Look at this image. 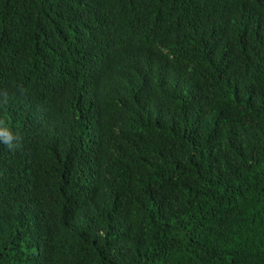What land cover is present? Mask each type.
<instances>
[{"label": "trees", "instance_id": "16d2710c", "mask_svg": "<svg viewBox=\"0 0 264 264\" xmlns=\"http://www.w3.org/2000/svg\"><path fill=\"white\" fill-rule=\"evenodd\" d=\"M0 91V264H264V0H0Z\"/></svg>", "mask_w": 264, "mask_h": 264}, {"label": "clouds", "instance_id": "9594fccd", "mask_svg": "<svg viewBox=\"0 0 264 264\" xmlns=\"http://www.w3.org/2000/svg\"><path fill=\"white\" fill-rule=\"evenodd\" d=\"M20 95H26L27 90L21 87L19 89ZM0 103H7L8 100V92L7 91H0ZM19 136L15 134L8 126L5 125L3 120H0V144L6 146L9 150H15L19 147L18 144Z\"/></svg>", "mask_w": 264, "mask_h": 264}]
</instances>
